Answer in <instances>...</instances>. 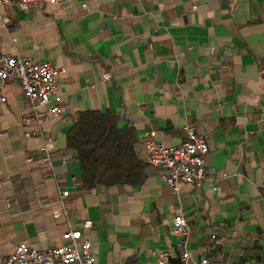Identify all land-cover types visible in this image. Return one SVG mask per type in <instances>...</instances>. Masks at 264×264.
I'll return each mask as SVG.
<instances>
[{"label": "crops", "instance_id": "obj_1", "mask_svg": "<svg viewBox=\"0 0 264 264\" xmlns=\"http://www.w3.org/2000/svg\"><path fill=\"white\" fill-rule=\"evenodd\" d=\"M0 13V52L64 67L55 97L66 105L61 123L37 126L20 84L0 88V256L61 245L78 228L97 264H155L162 249L264 264V0H62ZM89 111L128 133L134 177L84 184L68 135ZM188 124L207 140L214 188L173 191L146 161L141 133L177 145ZM42 146L49 164L35 161Z\"/></svg>", "mask_w": 264, "mask_h": 264}, {"label": "built area", "instance_id": "obj_2", "mask_svg": "<svg viewBox=\"0 0 264 264\" xmlns=\"http://www.w3.org/2000/svg\"><path fill=\"white\" fill-rule=\"evenodd\" d=\"M60 1L62 0H0V8L14 3L26 9L39 3ZM0 20L3 25L6 24L1 13ZM64 72V67L55 66L48 61H35L28 56L0 52V88L10 81L20 84L31 105L37 126L48 119L56 123L63 121L66 105L58 102L55 94L59 77ZM102 77L107 79L110 73L104 71ZM1 100H4L3 96ZM25 135H29V132H25ZM138 140L143 144L146 161L161 169L162 181L173 191H177L181 184L201 185L206 182L215 187L217 177L211 175L205 158L208 151L207 140L203 134L196 132L193 125L185 126V139L177 145H164L156 141L152 132L141 133ZM35 161L38 164L50 163L47 147L40 148L39 156L35 158ZM75 184L78 185L79 181L76 180ZM68 195V190L60 192L62 205ZM65 213L66 210L63 207L53 211L55 217ZM171 224L173 232L184 237L181 243L185 246L189 225L180 211L172 216ZM83 225L89 226L91 221L86 220ZM62 236L65 240L63 244L46 249L34 248L25 243L17 244L12 253L0 256V264H97L91 243L82 238L80 229L68 228ZM154 255L155 264H210L205 257L189 261L185 251L177 259L168 249L157 250Z\"/></svg>", "mask_w": 264, "mask_h": 264}, {"label": "trees", "instance_id": "obj_3", "mask_svg": "<svg viewBox=\"0 0 264 264\" xmlns=\"http://www.w3.org/2000/svg\"><path fill=\"white\" fill-rule=\"evenodd\" d=\"M127 132L116 128L111 114L84 112L72 127L68 142L79 156L84 184L114 183L136 175L135 160Z\"/></svg>", "mask_w": 264, "mask_h": 264}]
</instances>
